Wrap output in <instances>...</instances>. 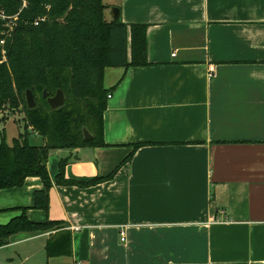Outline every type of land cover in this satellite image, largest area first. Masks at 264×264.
<instances>
[{
    "label": "crops",
    "instance_id": "crops-1",
    "mask_svg": "<svg viewBox=\"0 0 264 264\" xmlns=\"http://www.w3.org/2000/svg\"><path fill=\"white\" fill-rule=\"evenodd\" d=\"M105 2L110 21L118 8L147 26L151 65L107 68V147L52 151L47 167L54 179L68 159L66 178L90 182L132 158L109 181L54 185L48 213L28 178L0 190V212L68 225L72 257L47 264H264V0ZM23 234L45 248L55 231Z\"/></svg>",
    "mask_w": 264,
    "mask_h": 264
},
{
    "label": "trees",
    "instance_id": "trees-1",
    "mask_svg": "<svg viewBox=\"0 0 264 264\" xmlns=\"http://www.w3.org/2000/svg\"><path fill=\"white\" fill-rule=\"evenodd\" d=\"M108 9L105 0H27L25 8L21 0H0V14L8 17L0 18V42L5 41L6 52L4 57L0 44V111L20 115L24 122V132L12 145L2 136L0 190L20 188L28 178H40L44 188L35 192L34 209L49 212L54 185L90 187L109 181L133 156L109 176L90 182L66 178L68 159H60L54 179L47 167L52 151L107 147L104 114L115 89L105 88L107 68L151 65L147 26H128L120 18L110 21ZM27 90L35 98L34 109L27 106ZM45 90L49 97L62 90L65 105L52 109L44 97ZM83 128L93 140H84ZM32 133L43 138L42 145L30 142ZM140 146L135 145V149ZM20 210L22 213L8 224H0V248L20 233L55 231L46 241L47 258L72 257L73 236L64 221L33 222L26 215L27 208Z\"/></svg>",
    "mask_w": 264,
    "mask_h": 264
},
{
    "label": "rangeland",
    "instance_id": "rangeland-1",
    "mask_svg": "<svg viewBox=\"0 0 264 264\" xmlns=\"http://www.w3.org/2000/svg\"><path fill=\"white\" fill-rule=\"evenodd\" d=\"M4 115V118H0V143L2 141V136H4L7 144L12 145L14 139H16L20 133L24 132V122L20 115L12 116V114L8 112H4ZM7 116H9L8 120L2 122ZM30 142L33 145H42L43 138L40 135L32 133ZM16 213H21V210L11 208L6 212H0V222H5L2 225L8 224L11 217H14ZM4 216L7 217V220L3 219ZM27 237L28 236L23 233L17 234L10 239L9 245L1 247L0 264H47L45 248H42V240H26L25 238ZM26 257H28V260L24 261Z\"/></svg>",
    "mask_w": 264,
    "mask_h": 264
},
{
    "label": "water",
    "instance_id": "water-1",
    "mask_svg": "<svg viewBox=\"0 0 264 264\" xmlns=\"http://www.w3.org/2000/svg\"><path fill=\"white\" fill-rule=\"evenodd\" d=\"M119 15L120 10L118 8L111 9V17L113 21L118 20ZM44 97L47 99L49 106L54 110L59 109L65 105V94L62 90H58L56 95L53 97H49L47 91L45 90ZM26 102L29 109H34L37 106L35 98L30 90H27L26 92ZM83 136L85 141H91L94 138L86 128H83Z\"/></svg>",
    "mask_w": 264,
    "mask_h": 264
},
{
    "label": "built area",
    "instance_id": "built-area-1",
    "mask_svg": "<svg viewBox=\"0 0 264 264\" xmlns=\"http://www.w3.org/2000/svg\"><path fill=\"white\" fill-rule=\"evenodd\" d=\"M22 1V8H25V7H27V0H21ZM0 18L2 19V20H6V19H8V17L7 16H5V14L4 13H1L0 14ZM15 19H17V17H15ZM36 25H38V23H36ZM0 44H1V46H2V54H3V56L5 57V54H6V52L4 51V44H5V41L3 40V41H1L0 42ZM5 60V59H4ZM213 72H214V68L213 67H211L210 68V75H212L213 74ZM109 98H111V95H109ZM4 112L3 111H0V118H4ZM73 229H75V230H79V228H73ZM121 240L122 241H125V238H126V235H125V232L124 231H121Z\"/></svg>",
    "mask_w": 264,
    "mask_h": 264
}]
</instances>
